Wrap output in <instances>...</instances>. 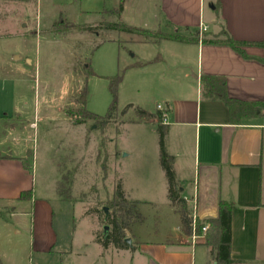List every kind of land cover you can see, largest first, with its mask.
<instances>
[{
  "label": "rangeland",
  "instance_id": "1",
  "mask_svg": "<svg viewBox=\"0 0 264 264\" xmlns=\"http://www.w3.org/2000/svg\"><path fill=\"white\" fill-rule=\"evenodd\" d=\"M120 2L128 6L126 13L115 14L119 9L115 0H34L29 5L0 0V152L30 165L34 199L50 203L58 231L76 241H87L93 228L101 233L104 225L109 226L102 222L105 215L96 210L106 208V216L112 214L108 202L117 183L129 198V190L136 189L139 197L153 199L154 204L163 205L167 199L161 190L162 179L167 181L155 149L156 133L136 124L144 120L137 109L155 112L152 85L146 71L132 67L156 52L163 54L164 49L156 43L143 46L137 36H145L99 27L109 22L139 27L142 17L149 25L144 29L151 33L146 38L161 39L147 16V2ZM204 6L206 13L207 0ZM137 8H141L139 17ZM64 17L68 23L92 30L68 29L60 24ZM116 77L113 119L104 127L90 120L74 125L81 120L72 112L82 106V92L86 111L106 117ZM174 180L177 183L175 174ZM62 188H69L68 195L58 194ZM13 207L0 202V233L7 228L9 240L23 244L25 257L20 264H33L36 258L29 261L27 256L28 221L25 218V228L14 235L9 212ZM128 209L117 211L128 226L125 238L139 230L144 239V230H167L174 225L172 218L156 217L159 212L151 203L137 202L142 221L136 222ZM79 256L80 250L74 247L73 264L81 261Z\"/></svg>",
  "mask_w": 264,
  "mask_h": 264
},
{
  "label": "crops",
  "instance_id": "2",
  "mask_svg": "<svg viewBox=\"0 0 264 264\" xmlns=\"http://www.w3.org/2000/svg\"><path fill=\"white\" fill-rule=\"evenodd\" d=\"M5 1L29 5L34 0ZM142 1L147 2L144 7H149L147 16L155 23L157 32L164 35L195 40L202 24L207 27L205 34L208 38L225 31L239 42L264 40V0H207L206 13L205 0ZM115 5L119 6L115 14L128 11V6L121 4L120 0H115ZM137 9L138 14L141 8ZM84 13L101 15L104 12L84 10ZM61 21L68 22L66 17ZM138 24L139 27H149L148 21L142 17ZM161 27L169 32L160 31ZM137 40L143 46L156 43L164 49V55L156 52L132 67L146 71L155 98L154 113L159 111L157 105L162 108L160 112L165 113L162 121L166 130L164 146L172 157L177 189L189 217L204 222L203 226L208 229L209 224L205 221L216 218L218 203L230 204L231 264H264V111L232 122L222 101L202 96L200 83L203 75L218 77L225 83L228 98L245 103H264V47L244 46L242 56L228 46L194 40L160 39L153 42L138 36ZM136 124L156 133L152 123L139 119ZM154 139L157 151V133ZM161 190L166 199L167 183L163 179ZM28 191L30 196L20 198L21 193ZM123 191L128 200L151 203L159 212L156 215L159 219L172 218L173 227L150 232L144 230V239L141 231H135L129 236L131 244L127 249L103 248L94 239L97 232L94 228L87 241H76L58 231L52 205L34 199L30 165L21 158L0 152V202L10 207L16 205L9 210L14 221V235L21 233L27 219V256L29 261L36 258L33 264H73L74 247L82 254L78 264L210 262V247L205 245L207 229L205 233L195 231L196 239L193 240L192 233L181 234L177 207L168 199L165 204L158 205L153 199L139 197L136 189L129 190L132 198L126 190ZM4 229L5 232L0 233V264H20L25 257L24 246L16 240H9L7 228Z\"/></svg>",
  "mask_w": 264,
  "mask_h": 264
},
{
  "label": "trees",
  "instance_id": "3",
  "mask_svg": "<svg viewBox=\"0 0 264 264\" xmlns=\"http://www.w3.org/2000/svg\"><path fill=\"white\" fill-rule=\"evenodd\" d=\"M62 26L68 27V29L75 28L76 30H86L91 31V28L88 26H77L75 24L66 23L61 21ZM55 26H53L54 28ZM100 28L107 30H117L121 32H126L128 34H138L145 36V38L151 35L149 30L140 27H131L117 22L103 23L99 25ZM159 38L174 40L178 42L182 41H193L194 39L186 38L181 39L177 36L164 35L158 32ZM195 42L200 41L203 44H218L225 45L233 49L235 52L243 56L242 47L248 45H255L259 47H264V40L261 42H239L233 40L225 31H222L217 36H212L208 38L205 33H202L201 36L195 37ZM119 81V77H116L112 80L111 83V92L113 95V102L107 112L105 118L98 117L92 113L86 111L84 106V92L80 94L81 107L76 111L72 112L74 116H79L81 120H75L74 125H79L87 120L97 123L99 126L104 127L109 121L113 119V114L116 109V97L114 86ZM201 92L202 96L206 99L211 100H220L222 101L228 109L230 121L239 122L242 118L253 117L257 112L264 111V103H245L236 101L228 98L225 90V83L221 78L212 77V76H201ZM137 112L141 118L144 119L146 123H152L155 126V131L158 135V151H159V162L164 175L167 181V199L168 201L177 207V212L180 216L181 222V234L190 235L191 234V218L189 217V211L185 205L184 200L181 198V195L177 189V183L174 180V173L172 167V157L167 154L164 146V137L166 134L165 126L163 125V117L160 111L156 113L145 112L144 110L137 109ZM64 177V176H63ZM62 177V178H63ZM66 180V179H65ZM69 188H62L58 190V194L65 196L69 193ZM30 191L21 193L20 198H24L26 195L30 196ZM69 196H67L68 198ZM137 202L134 200H128L125 196V193L121 187L120 183H117L112 199L108 202V209H111L113 212L111 215L106 216L103 209L96 210L99 211V214L102 213L105 215V218L102 220L103 223L108 224V231L95 233V241L99 243L103 248L112 246L115 249H127L128 245L124 242L125 235L124 229H127L128 226L125 222L122 221L120 216H117V211L120 208H129L128 211L132 215L136 222L142 221V216L136 211ZM128 212V214H129ZM129 215V216H130ZM230 219H231V206L226 202L220 201L218 203V212L215 219L205 221L209 224V227L205 233V245L210 247V262L208 264H231L230 259ZM204 222H196V230L198 233L201 231Z\"/></svg>",
  "mask_w": 264,
  "mask_h": 264
},
{
  "label": "built area",
  "instance_id": "4",
  "mask_svg": "<svg viewBox=\"0 0 264 264\" xmlns=\"http://www.w3.org/2000/svg\"><path fill=\"white\" fill-rule=\"evenodd\" d=\"M206 31H207V27L206 26H203L201 24L200 27H199V33H198L199 36H201V34L202 33H205ZM156 108H157V110L162 111L161 106L157 105ZM162 117H163V120H164V118H165V113L164 112H162ZM195 228H196V220H195L194 217H191V233H192V239L193 240L196 239ZM206 229H207V226H203L201 228V232L202 233H205Z\"/></svg>",
  "mask_w": 264,
  "mask_h": 264
},
{
  "label": "water",
  "instance_id": "5",
  "mask_svg": "<svg viewBox=\"0 0 264 264\" xmlns=\"http://www.w3.org/2000/svg\"><path fill=\"white\" fill-rule=\"evenodd\" d=\"M103 211H104V213H105V215H106V208H103ZM107 230H108V226L104 225V226H103V231H104V232H107ZM124 242H125L127 245H130V244H131V240H130L129 238H125V239H124Z\"/></svg>",
  "mask_w": 264,
  "mask_h": 264
}]
</instances>
